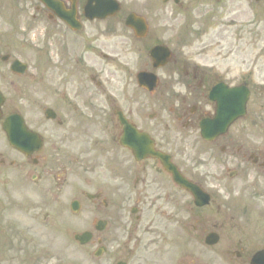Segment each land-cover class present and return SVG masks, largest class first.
I'll use <instances>...</instances> for the list:
<instances>
[{"label": "flooded vegetation", "instance_id": "af4514ba", "mask_svg": "<svg viewBox=\"0 0 264 264\" xmlns=\"http://www.w3.org/2000/svg\"><path fill=\"white\" fill-rule=\"evenodd\" d=\"M96 5L0 0V264H78V252L74 262L65 252L72 245L91 264H251L260 237L224 217L245 191L264 199V148L233 132L250 119L253 71L238 80L176 50L169 76L144 89L138 73H157L143 61L146 38L119 13L91 16ZM218 85L249 90L246 115L206 139ZM15 116L38 135V147H24L35 151L10 144L4 122ZM188 183L209 201L198 205ZM79 231L92 233L86 245Z\"/></svg>", "mask_w": 264, "mask_h": 264}, {"label": "rangeland", "instance_id": "374dc122", "mask_svg": "<svg viewBox=\"0 0 264 264\" xmlns=\"http://www.w3.org/2000/svg\"><path fill=\"white\" fill-rule=\"evenodd\" d=\"M120 1L123 4L121 16L132 10L148 18L150 32L142 45L144 62L149 64L151 46L165 43L174 52L177 50L200 64L214 61L218 69L229 70V75L238 80L248 70H253L255 95L250 102L251 120H239L233 132L239 144L248 140L256 148H264V90L257 87L264 83V0H223L219 3L215 0H181V4H164L162 0ZM201 49L210 52L201 56ZM220 49L234 53L225 59L224 55L217 56ZM130 67L133 68L131 64ZM171 69L170 66L160 69L158 75L167 78ZM238 198L236 210L231 216L224 217L225 223L241 228L248 226L260 237L258 244L264 246V199H251L247 191ZM89 207L84 204L79 214L81 228V221L89 215ZM65 252L70 262H74L76 255L73 254L78 252V264H91L90 256L83 255L82 250L73 245Z\"/></svg>", "mask_w": 264, "mask_h": 264}, {"label": "water", "instance_id": "95a60500", "mask_svg": "<svg viewBox=\"0 0 264 264\" xmlns=\"http://www.w3.org/2000/svg\"><path fill=\"white\" fill-rule=\"evenodd\" d=\"M117 9L118 8H116L115 5L114 7L111 6V14ZM126 24L132 27L135 33L139 36H145L148 31L146 20L135 13H131L128 16ZM151 55L155 61L154 65L158 67L166 63L169 57V51L163 46H157L151 51ZM138 80L141 85L151 89L156 84L157 77L152 73H141L138 76ZM230 92V96L221 98V109L219 110V114L217 115V118L211 121L208 125L207 131L210 135H212V130H216L217 134L223 133L233 120L244 114L246 97L242 98V93L239 94V91L236 89L230 90ZM6 130L8 131L11 143L23 151H25V148L21 147L29 144L30 140L33 139V137L29 139V133L22 127L21 122H7ZM205 136L209 137V134H205ZM83 236V241H86L88 239L87 235L84 234ZM79 239H81V237H79ZM262 254L263 255L256 257L253 264H264V252Z\"/></svg>", "mask_w": 264, "mask_h": 264}]
</instances>
